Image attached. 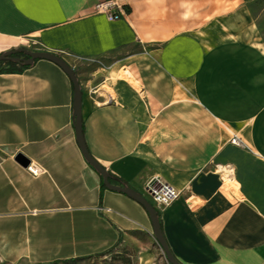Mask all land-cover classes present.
I'll use <instances>...</instances> for the list:
<instances>
[{"label":"crops","instance_id":"obj_1","mask_svg":"<svg viewBox=\"0 0 264 264\" xmlns=\"http://www.w3.org/2000/svg\"><path fill=\"white\" fill-rule=\"evenodd\" d=\"M103 1L0 0V53L34 46L74 70L84 143L111 184L150 201L158 176L180 193L155 207L180 264H264V50L237 33L251 27L237 22L236 0H123L111 21L94 11ZM72 103L52 62L0 71L6 262L71 261L121 235L154 238L145 209L103 188L84 160ZM17 155L43 172L33 177Z\"/></svg>","mask_w":264,"mask_h":264},{"label":"rangeland","instance_id":"obj_2","mask_svg":"<svg viewBox=\"0 0 264 264\" xmlns=\"http://www.w3.org/2000/svg\"><path fill=\"white\" fill-rule=\"evenodd\" d=\"M237 22L249 23L245 31L237 33L247 41L264 50V0H236ZM30 51H39L34 46L24 47ZM7 69V62H0V70ZM0 264H32L24 261L9 263L0 258ZM50 264H169L157 242L151 236L142 233L121 235L117 243L108 251L86 258Z\"/></svg>","mask_w":264,"mask_h":264},{"label":"water","instance_id":"obj_3","mask_svg":"<svg viewBox=\"0 0 264 264\" xmlns=\"http://www.w3.org/2000/svg\"><path fill=\"white\" fill-rule=\"evenodd\" d=\"M19 52H23L27 58L18 59L12 57L13 54ZM37 60H46L54 63L67 75V77L71 81L73 87L72 109H73V123H74L75 137H76L77 145L80 149V152L84 160L100 175V177L102 178V184L106 189L125 194L127 197L133 199L145 209L150 219L154 239L157 242L158 246L160 247L161 251L163 252L166 261L169 264H180L171 254L166 244L162 230L160 228L159 219L157 216V210L155 209V207L146 198H144L134 190L111 184L110 176L107 173V171L99 163H97L87 151L81 129L82 90L74 70L60 56L47 51H30L23 48H17L0 53V62L11 61L24 66H31L34 63V61ZM16 158L22 165L24 166L27 165L28 161L21 155H17Z\"/></svg>","mask_w":264,"mask_h":264},{"label":"built area","instance_id":"obj_4","mask_svg":"<svg viewBox=\"0 0 264 264\" xmlns=\"http://www.w3.org/2000/svg\"><path fill=\"white\" fill-rule=\"evenodd\" d=\"M125 3V2H124ZM123 0H105L103 2L97 3L94 6V11L105 15L108 20H118L125 15ZM99 63V62H98ZM91 94L95 98L94 89L91 90ZM229 143L240 148H246L245 143L237 134H233ZM25 170L36 177L40 175L43 171L36 165L30 163L25 167ZM145 193L149 198V202L154 207H164L175 201L180 193L166 181L158 176H154L146 183ZM102 214L109 212V209L99 208Z\"/></svg>","mask_w":264,"mask_h":264},{"label":"trees","instance_id":"obj_5","mask_svg":"<svg viewBox=\"0 0 264 264\" xmlns=\"http://www.w3.org/2000/svg\"><path fill=\"white\" fill-rule=\"evenodd\" d=\"M29 67L30 66H24V65L17 64V63H14V62H7V69L0 70V71H20L22 69H26V68H29ZM102 187L104 188L103 184H102ZM157 216H158V213H157Z\"/></svg>","mask_w":264,"mask_h":264},{"label":"flooded vegetation","instance_id":"obj_6","mask_svg":"<svg viewBox=\"0 0 264 264\" xmlns=\"http://www.w3.org/2000/svg\"><path fill=\"white\" fill-rule=\"evenodd\" d=\"M24 49V48H23ZM12 57H15V58H18V59H25L27 58L23 52H19V53H16V54H13ZM7 62H11V61H7Z\"/></svg>","mask_w":264,"mask_h":264}]
</instances>
